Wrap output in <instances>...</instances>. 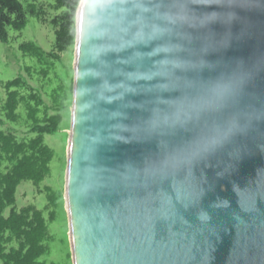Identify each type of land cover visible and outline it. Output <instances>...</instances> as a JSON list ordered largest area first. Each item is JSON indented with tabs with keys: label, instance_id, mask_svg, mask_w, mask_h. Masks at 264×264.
Segmentation results:
<instances>
[{
	"label": "water",
	"instance_id": "1",
	"mask_svg": "<svg viewBox=\"0 0 264 264\" xmlns=\"http://www.w3.org/2000/svg\"><path fill=\"white\" fill-rule=\"evenodd\" d=\"M65 202L73 264H264V0H81Z\"/></svg>",
	"mask_w": 264,
	"mask_h": 264
},
{
	"label": "rangeland",
	"instance_id": "2",
	"mask_svg": "<svg viewBox=\"0 0 264 264\" xmlns=\"http://www.w3.org/2000/svg\"><path fill=\"white\" fill-rule=\"evenodd\" d=\"M25 25H2L0 34V132L47 148V175L23 181L16 207L34 208L46 229L45 264H73L65 202V178L73 102L75 44L59 52L57 19L67 9L59 0H18ZM78 12V11H77ZM10 209H8V212ZM7 212V213H8Z\"/></svg>",
	"mask_w": 264,
	"mask_h": 264
},
{
	"label": "trees",
	"instance_id": "3",
	"mask_svg": "<svg viewBox=\"0 0 264 264\" xmlns=\"http://www.w3.org/2000/svg\"><path fill=\"white\" fill-rule=\"evenodd\" d=\"M59 1L67 12L56 21V45L59 52H65L76 41L81 0ZM13 16L17 27L25 25L22 4L18 0H0V34L2 25L13 22ZM44 148L47 147L38 140L20 141L13 133L0 132V264H45L41 261L46 237L42 214L31 207H16L21 182L39 181L47 175L42 167L46 166Z\"/></svg>",
	"mask_w": 264,
	"mask_h": 264
}]
</instances>
